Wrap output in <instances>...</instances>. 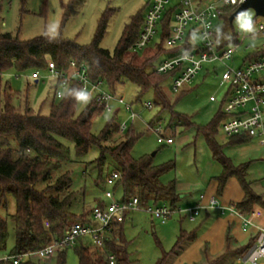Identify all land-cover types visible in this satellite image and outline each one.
<instances>
[{
	"label": "trees",
	"instance_id": "trees-1",
	"mask_svg": "<svg viewBox=\"0 0 264 264\" xmlns=\"http://www.w3.org/2000/svg\"><path fill=\"white\" fill-rule=\"evenodd\" d=\"M72 1L61 4L65 12ZM234 10L235 8L224 6L218 14L219 26L216 30V41L219 48L238 44V35L228 32L232 24L229 23V17ZM171 15L172 8L166 11L161 21L160 40L156 45L154 58L156 56L158 58L163 52H173V49L169 50L164 45L169 35L168 26ZM66 17L65 13L62 21ZM256 18L259 17L255 16L254 22ZM141 24V16H133L125 25L112 52L99 47L105 27L104 15L99 21L98 31L93 41L85 46L77 45L74 41L60 36L43 35L21 41L16 35L0 31V77L8 73L29 77L34 71L43 75L48 63H53L56 70L62 73L68 70L69 62H75L77 65H86L90 81L101 82L103 89L110 94H115L117 86L128 82L136 88V100H139L146 92L152 91L156 98L155 103L160 105L161 109H171L161 90L162 84L168 81L171 74H156L151 68L154 58L143 60L139 65L135 62L137 53L132 50V46L138 39ZM184 48L187 51L189 45L185 44ZM129 53H133L134 56L127 58ZM250 55L264 56V49L253 51L248 56L251 57ZM41 79L40 77L36 81L39 83ZM49 80L52 97L46 115L33 114L28 106L21 111L11 105L9 95L0 97V203L4 202L6 196H11L15 202V212L10 216L14 243L10 252L7 253L8 256L34 252L53 241L60 240L64 230L69 226L68 221L75 218V215L69 212L76 194L71 190V174L69 171L61 172L63 166L72 163L70 149L63 141L72 145L76 158L84 157L92 147H95L98 155L93 163L98 171L106 165L107 156L110 157L113 162L112 171L120 174V179L116 181L112 189L115 192L117 189L121 190V201L136 197L141 207L160 202L168 204L171 208L178 207L179 195L175 189V179L166 183L160 180L161 176L175 169L173 161L155 165L151 156L133 158L131 150L139 134L135 133L130 126L129 129L124 130L118 140L113 139L119 132V124L113 118L104 124L98 134H93L91 132L92 118L95 115H101L105 111L104 106L97 104L89 93L90 99L87 105L77 113L76 94L82 91L81 87L76 82L69 81L62 96L56 98L55 92L59 89L60 80L52 78ZM10 92L16 93L8 86V93ZM171 114L169 126H179L184 129L194 127L197 133L203 135L212 159L219 163L221 171L215 177L216 194L221 195L225 182L233 177L243 191V198L232 206L242 215H248L255 205L264 209L261 196L257 195L251 189L250 183L245 180L243 164L234 165L216 141L217 130L226 116L219 111L206 125L196 126L185 115L172 111ZM228 139L232 145H242L252 141L251 138L244 136ZM97 181L105 185L100 174L97 176ZM92 207H87L88 210H84L86 207L82 208V211L87 213L84 217L87 222H89L88 216ZM128 213L125 214V218ZM123 222L113 230L111 239L100 251L92 249L86 238L79 239L78 243L71 248L77 257L78 264H109L106 259L109 254L114 256L115 264H132L123 235ZM193 239V232L186 233L180 230L171 252H181ZM254 240L255 236L248 245L235 247L233 239L227 232L223 252L209 257L204 249L201 264H221L227 259H230L227 261L228 264H236L237 259L242 257ZM7 241V224L0 218V254L6 252ZM68 249L62 248L55 251L51 256L54 264H66ZM164 256L165 254L157 264H163ZM0 264L13 263L10 260H0ZM18 264H36V262L29 258Z\"/></svg>",
	"mask_w": 264,
	"mask_h": 264
},
{
	"label": "rangeland",
	"instance_id": "rangeland-1",
	"mask_svg": "<svg viewBox=\"0 0 264 264\" xmlns=\"http://www.w3.org/2000/svg\"><path fill=\"white\" fill-rule=\"evenodd\" d=\"M69 1L0 0V31L16 35L21 41H28L43 35L60 36L63 39L74 41L77 45L85 46L93 41L98 31L99 21L104 15L105 27L99 47L112 52L130 19L136 15L143 18L145 13L144 0H73L65 12L61 4H67ZM208 1L213 0H203L202 4ZM244 12H250L254 20V12L251 9ZM65 13L67 17L62 21ZM228 32L238 35V41L242 35H249V33L241 32L237 18L233 20ZM159 40L160 31L158 30L153 41L143 50L136 52L138 57H135V62L137 65L141 64L143 60L154 58ZM242 44L235 50L233 59L226 63L228 67H238L241 61L254 51L257 42L251 41L247 37ZM246 46L249 47L246 48ZM167 55L168 53L163 52L158 58L156 56L151 68L154 70ZM133 56V53H129L127 58ZM213 68L214 74L210 72ZM223 69L224 66L221 65H205L189 84L177 92L170 89L168 79L165 84H162L161 90L171 109H161L160 105L155 103L156 98L152 91L146 92L139 100H136L137 92L134 85L128 82L119 85L115 88L114 93L121 96L125 104L130 105L131 112L135 114V117L129 118L128 111L124 109L123 105L111 101V112L104 111L101 115H95L92 118L91 132L98 134L111 118L115 119L116 123L126 120V129L132 126L134 132L139 134V138L131 150L133 158L151 156L155 165L173 161L175 169L161 176V182L166 183L171 179H175L176 183L189 182L193 184L192 190L199 192L206 188L212 178L220 174V166L212 159L203 135L197 133L194 127L184 129L179 126H169L171 111L187 116L196 126L209 123L217 112L222 110L223 97L228 89V85L219 79ZM46 75H48L47 71L41 75L42 79L39 83L32 84L34 80L29 79L28 75L4 74L0 77V97L9 95L11 105L21 111L28 106L32 109L33 114L46 115L52 97L50 80ZM8 86L18 94L8 93ZM210 95L215 96L216 101H209ZM87 102L77 103V113L87 105ZM147 102L152 104V108L145 107ZM150 129H159L162 137L171 138L172 143H157L156 135ZM122 133L118 132L113 139L118 140ZM216 141L222 146V152L234 165L243 164L245 180L250 183V187L255 192L262 194L264 198V147L257 144L255 140L247 144L232 145L229 143V139L222 134L220 126L217 130ZM63 142L70 149L72 163L63 166L61 172H70L71 190L76 192L75 200L69 207V212L74 214L75 218L69 220L68 225L81 221L87 222L84 218L87 213L84 210H88L87 207L91 208L98 200H104L103 193L109 189L97 181V176L100 174L104 181V178L113 169V162L107 156L106 165L98 171L93 163L98 155V150L95 147H92L84 157L76 158L72 145L66 141ZM233 188H237V186L234 185L232 190ZM115 194L116 199L120 200L121 190L117 189ZM217 197L221 200L219 196ZM83 207H86L83 210L84 213ZM14 212L15 202L11 196H6L4 202L0 203V218L4 219L7 224L8 241L6 252L0 256L7 255L14 243V231L10 221V216ZM82 213L83 215H81ZM199 220L200 218L193 223L184 222L181 229L191 230L201 224L196 232L201 237L203 231H207L209 224L201 221L200 223ZM262 220L264 228V218ZM178 228V220L175 215L162 224L157 220H152L143 211L129 212L122 224V229L128 245L129 257L133 261L132 264H157L163 258V254H165L163 264H192L195 256L193 255L195 253L193 246L185 253V256H181L180 252H171L176 236L179 234ZM212 242L213 244L218 243L220 247L222 238L218 242L216 240ZM201 251L203 254V250ZM229 260L227 259V261ZM32 261L36 264H54L52 257L48 260H38L33 257ZM227 261L221 264H228ZM66 264H78L77 257L71 248L66 252Z\"/></svg>",
	"mask_w": 264,
	"mask_h": 264
},
{
	"label": "built area",
	"instance_id": "built-area-1",
	"mask_svg": "<svg viewBox=\"0 0 264 264\" xmlns=\"http://www.w3.org/2000/svg\"><path fill=\"white\" fill-rule=\"evenodd\" d=\"M243 0H213L202 4L200 0H144L145 13L138 39L132 46L134 52L143 50L150 44L161 30V21L168 9L172 8L169 35L164 42L167 49L173 52L160 61L154 69L156 74L170 73V89L177 92L189 84L203 69L205 65H221L224 69L220 72L219 79L228 85L223 97L221 112L226 116L220 125L222 134L226 137L244 136L255 140L264 147V56H246L238 67H228L226 63L233 59L234 52L242 46L248 37L257 44L254 51L264 49V19L255 20L256 33L242 35L238 44L220 47L216 41V30L219 26L218 14L224 6L237 8ZM188 44L186 51L184 45ZM249 46H246V48ZM48 78L60 80L59 89L55 92L56 98L62 96L69 81L76 82L81 90L91 93L95 102L103 105L105 111L111 112L110 102L123 105L128 111L129 118L133 119L135 114L131 112L129 104H125L121 96L110 94L103 89L101 82L93 83L87 75L86 65H77L69 62L66 72L59 73L53 63H48L46 69ZM205 72H208L205 70ZM214 74V68L210 70ZM41 77L38 71L30 74L29 79L38 80ZM209 101H216V97L209 96ZM145 107L150 109L152 104L147 102ZM126 120L119 124V132L126 129ZM151 130V129H150ZM155 133L157 143L171 144V138H163L159 129H152ZM120 179L117 171L110 172L104 180L109 188L104 191L103 198L94 204L89 222H75L65 230L63 237L53 241L49 245L34 252H25L13 256L3 255L0 260H10L18 264L25 259L36 257L38 260L49 259L56 250L74 247L79 239H88L92 249L102 250L108 242L113 230L123 222L125 214L134 211H143L152 220L165 223L173 215L184 214L191 222L195 221L201 209H215L220 214L229 213L236 215L241 220V229L245 232L249 227H254L255 211L248 215L240 214L232 205H223L216 197H210L203 204L204 195L198 196L199 203L190 208H171L168 204H148L139 206L136 197L127 201L116 199L113 185ZM254 244L246 253L237 259L236 264H264V228L255 225ZM109 264H115L114 256L106 257Z\"/></svg>",
	"mask_w": 264,
	"mask_h": 264
},
{
	"label": "crops",
	"instance_id": "crops-1",
	"mask_svg": "<svg viewBox=\"0 0 264 264\" xmlns=\"http://www.w3.org/2000/svg\"><path fill=\"white\" fill-rule=\"evenodd\" d=\"M36 83L38 82L35 81V84ZM257 144L259 143L257 142ZM220 171H221V167H220ZM211 180L212 181L208 182L206 188L200 190L199 192L192 190L193 184L189 182H184V181L178 183L175 182V189L179 195L177 206L181 208L193 207L195 204L199 203L198 196L200 194L204 195V199L202 201L203 204H206L210 197H216L223 205L226 206L238 203L243 198V191L238 181L235 178L233 177L229 178L225 182L223 192L221 195H219L221 200L217 197L218 195L216 194L217 181L215 180V177L212 178ZM234 185H236L237 188H233L232 190V186L234 187ZM255 193L261 196L262 202L264 204L263 195L257 192ZM252 211L256 212V216L254 217V223H253L254 227L253 226L249 227L245 232H243L241 229V220L238 216L229 213H224L222 215L215 209H201L199 215L197 216L195 221H193L196 222L197 219L200 218L199 222L201 221L203 223L209 224L207 231H203L201 237H199L196 233L198 227H200L201 224H199L197 228H192L191 230H185V229L183 230L181 229V225L184 222H189V223H193V222L189 221L184 214H176L175 217L178 220V226H179L178 231L183 230L186 233L193 232L194 235V239L184 247V249L180 252V255L185 256V253L193 246L195 250V253L193 255L195 256L192 260V264H201L203 262V254L201 250L205 249L206 254L209 257L217 256L223 252L225 248V237L227 232H229L230 237L233 239L235 243V247H244L248 245L251 242V239L254 238L255 236V232H256L255 225L257 227H262L263 226L262 219L264 218V209L261 208L260 206L255 205ZM221 238H222V243L220 247L218 243L213 244L212 241L216 240V242H218L219 239ZM253 244L254 242L251 243V246Z\"/></svg>",
	"mask_w": 264,
	"mask_h": 264
},
{
	"label": "clouds",
	"instance_id": "clouds-1",
	"mask_svg": "<svg viewBox=\"0 0 264 264\" xmlns=\"http://www.w3.org/2000/svg\"><path fill=\"white\" fill-rule=\"evenodd\" d=\"M237 24L241 32L251 33L253 37L256 33L255 22L252 19L250 12H242L237 16ZM90 99V95L86 90H82L76 94L77 102H87Z\"/></svg>",
	"mask_w": 264,
	"mask_h": 264
},
{
	"label": "water",
	"instance_id": "water-1",
	"mask_svg": "<svg viewBox=\"0 0 264 264\" xmlns=\"http://www.w3.org/2000/svg\"><path fill=\"white\" fill-rule=\"evenodd\" d=\"M248 9H251L254 12V16L264 19V0H243L230 15L229 23H232L240 13Z\"/></svg>",
	"mask_w": 264,
	"mask_h": 264
}]
</instances>
